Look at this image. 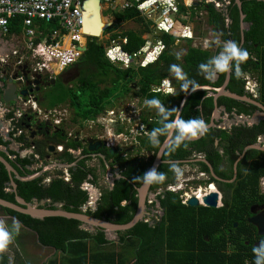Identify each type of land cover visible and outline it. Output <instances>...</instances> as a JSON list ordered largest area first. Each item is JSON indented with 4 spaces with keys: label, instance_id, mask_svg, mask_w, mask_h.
<instances>
[{
    "label": "trees",
    "instance_id": "trees-1",
    "mask_svg": "<svg viewBox=\"0 0 264 264\" xmlns=\"http://www.w3.org/2000/svg\"><path fill=\"white\" fill-rule=\"evenodd\" d=\"M240 2L242 13L245 15L244 22L250 24L249 29L243 33L241 45L239 12L234 0H230L228 11L230 24L227 29L224 27L225 22L222 15L210 5L204 6L207 12V26L221 33V43L217 45L215 52L209 48L192 47L191 41L188 40L185 52L177 56L171 51L174 46V38L162 35L161 40L166 48L155 63L145 67L136 66L134 68L131 65L127 69H118L106 59L105 46L99 39L87 37L85 60L76 64L81 70L77 84L79 92L75 93L73 87H70L66 96H50V103L47 107L52 108L65 102V99H69L68 103L73 109L74 115L84 121L95 119L99 113H103L102 102L109 99L111 89H108V86L103 89L98 88L99 83L108 81L112 89L118 88L119 93L123 96L127 95L130 90H134V95L141 100L155 96L165 108L178 109L179 102L187 92L180 89L182 81L175 78L174 85L177 90L174 94L154 93L151 90L152 86L158 85L162 79L170 76L169 65L176 64L177 60H180L182 63L180 67L187 73V78L194 80L200 86L220 87L224 81L225 73H218L217 80L210 81L205 79L203 73L198 72L197 65L219 54L224 41L227 40H234L238 47L247 50L248 58L241 62L238 68L241 70L250 69L254 73L260 94L259 101L264 105V0H240ZM199 7L200 5L196 8ZM179 12H184L182 6ZM114 17L115 21L133 19L142 25V29L138 32L129 30L112 36V38L126 37V44L118 42L123 51L128 53L138 51L144 42L142 35L148 31L141 18L137 17L133 10ZM16 22L13 20L9 22L10 33L20 31V25L18 23L17 26ZM236 69L232 68L226 88L230 92L242 96L246 93L244 90L245 81L238 78ZM89 75L93 76L92 84L88 83ZM91 87L92 91L85 94L84 92ZM206 94V90L191 93L184 103L180 116L185 120L199 117L207 124L214 104L213 99L206 97ZM82 95L89 97V103L80 101L79 96ZM217 104L224 106L226 113L233 112L237 115H249L254 110V106L226 97H219ZM85 106L91 108L85 110ZM154 110L146 106V113L140 116V122L145 124L147 133L152 128L159 126L157 114L153 113ZM174 115L175 112L168 119L171 120ZM80 124L78 123L79 126ZM125 134L127 135L128 131ZM258 134L264 135V121L259 126L252 128H234L231 134L209 128L203 137L195 141H185L173 152H168L167 146L162 154V160L175 162L180 167L192 153H203L207 162L216 171L218 164L223 163L224 159L228 167L234 164L243 148L255 143ZM158 138L161 143L157 146H153L149 142L143 131L134 139L139 144L138 150L143 149L154 156L165 139L164 136ZM14 141L23 144L22 149L33 145L34 155H37L38 158H43L48 154L47 143H38L35 140L28 142L24 135L14 138ZM9 145L10 142H3L0 137V146L8 147ZM67 147L74 149L76 144L70 142L66 144ZM220 148L223 150L222 155L218 152ZM0 155L21 176L31 175L38 170L28 169L35 163L33 156L20 157L19 153L13 151H9L8 155L4 153H0ZM260 155L264 156V153L252 149L247 150L243 160ZM60 158L65 163L75 161V158L67 152L60 155ZM169 164L163 163L158 167L157 171L163 172L165 178L160 184H152L153 189L166 186L173 178L174 173L170 170ZM252 164L250 171L252 174L248 176L252 179H247V183L242 184L244 191L241 192L240 187L237 188L236 184H234L233 190L232 184H222L226 193L220 207L187 206L181 203L178 194L172 192H166L163 196H159L160 206L165 212L162 221L154 226L149 225L148 222L140 221L130 230L119 232L118 244L123 245L121 248L123 251L119 252L112 249L113 245L110 249L107 248V245L112 242L105 238L102 230L96 229L95 232L90 233L79 228L81 225L79 221L63 217H48L38 220L4 208H0V211L19 221L20 225L35 234L39 246L54 251L53 256L49 257L44 264H253V246H256L255 242L264 240V234H258L255 227L248 223L245 217L249 204L253 202L248 192L256 190L258 179L264 176V157L260 166ZM150 165L151 162L145 161L142 157H136L133 161L129 160L125 165L124 172L127 180H118L111 190L103 191L96 201V209L94 211L87 209L85 214L94 218L104 217L114 224L129 222L136 211L135 187L142 184L141 176L149 169ZM200 165L202 170L207 169L205 164L200 163ZM91 174L92 170L86 168L84 161H80L74 169H69V182L64 181L60 172L56 174L60 177L50 180L46 187L43 186V181L47 178L45 175L27 182L15 180L17 194L25 202H31L33 198L37 202L47 200L41 205L42 208L53 210L54 203H61L63 210L78 213L89 199L86 190L81 187L87 180L91 184L94 183L92 179H88ZM219 175L230 178V175L228 177L221 173ZM7 182V172L0 164V199L14 202V194L6 191L8 189ZM124 201H129V204L122 205ZM15 239L20 241L18 234L12 239L13 242ZM16 245L21 248L22 242H16ZM18 250H20L19 247ZM126 251H131L132 256L129 254V257H126L124 255ZM12 254H14L12 258L14 264H16L15 261L19 264L20 260H24L18 259L21 252L17 253L14 250ZM24 262L21 264H31L26 260ZM0 264H10V256L0 252Z\"/></svg>",
    "mask_w": 264,
    "mask_h": 264
},
{
    "label": "flooded vegetation",
    "instance_id": "flooded-vegetation-1",
    "mask_svg": "<svg viewBox=\"0 0 264 264\" xmlns=\"http://www.w3.org/2000/svg\"><path fill=\"white\" fill-rule=\"evenodd\" d=\"M234 4H235V2H234ZM229 5H230V0L226 5V11H224V15L227 14L228 19H229V14H228ZM201 9L203 10L202 15L198 20H200V19L202 20L203 17L206 16V14H207V12L205 10L206 8L204 9V6H202ZM216 11L220 14H223V12H220V10H216ZM243 22H244V19H243ZM239 23H240V20H239ZM229 24L227 25L225 23L224 27L227 29L229 27ZM108 27L106 28V32L108 31L107 30ZM249 27H250V25H249ZM239 29H240V24H239ZM105 33H103V34H105ZM213 34L216 35L218 40L216 42H210L209 41L210 46L208 48L212 52H215L217 45L219 43H221V36H220L221 33L219 31L213 30ZM240 34H241V31H240ZM0 40H2V41L6 40V37L1 33V31H0ZM8 52L9 51H6L4 55H6ZM11 63L14 64V59H11ZM76 64H74L71 68L64 70L62 73L54 76L53 78H49L48 76H43L42 79L39 80V79H35V78L31 79L28 76L29 80H27V81H30V80L31 81L29 82L26 89L27 90L31 89L32 93H30V94H33L34 96H36V98H37L36 99L37 100L36 110L38 111V113H40V115L38 117L44 121H43V123H41V125H40L41 129L39 131L33 130V129L31 131H28L27 138L30 139L31 135L35 134L33 140L37 141L38 143L43 142V143L54 145L55 150H56V147L59 146L58 143L62 142V140H63V137H60V133L62 132L63 135L67 136V133H66L67 131L64 128L65 124L78 125V123H81L80 127H82V130L74 131V133L68 135L69 138H68L67 142L68 143L74 142L76 144V147L74 149H72L73 151H77L76 152L77 154L74 156L75 160H78V162L84 161L86 168L92 170L91 179H92V181H94L93 187L95 189H98V191H99L98 195L100 196L103 191L111 190L114 187V184L116 181L123 180V179L127 180L124 172H125V165H127V162L129 160L133 161L136 159V157H142L145 161H150L151 165H152V163L156 157V154L153 156V154L148 153L147 151H144L143 149L138 150L139 144L136 140H134V141L137 145L134 147V149L133 148L127 149L128 151L124 150V147H123L124 145L121 146V144H118L119 141L126 143V140L122 139L125 136L131 137V139H134L136 136L139 135V133L141 131H143L144 135H147L145 124H142V123L139 124L138 128H136L134 126V128H135V131L133 132L135 134L134 137H133V135L132 136H130L129 134L126 135L123 132H117V136L119 134H121V138L119 137L120 139H118V137H117L116 141H108L106 131L99 129L100 124H96L98 126L94 125V123H99V122L88 120L92 124L85 126L84 124L87 121L81 120L80 117H77L73 113H71V115L67 116L65 114L67 112V109H65V108L59 109V108H61V107H59V104L56 105L55 107H52V108H48V107L44 108L41 106V101L43 102L44 99H46L47 97L49 98L50 96H54V97L59 96L60 93L63 91L62 88H64L66 93H67V90H69L68 88H70V87L68 86L69 84L66 83V80L64 78H65V76L70 77L73 71H77V74L79 75L81 70ZM231 72H232V68H231ZM23 73H24L23 70H19V71L16 70L14 72V75H18V77L19 76L22 77ZM246 74L249 75L248 80H250V81L252 80L251 82L253 84V87L254 88L258 87V86H256L257 80H256L254 73L252 71H250V69L242 70V79L244 81L246 80V78H245ZM0 75H1L0 77L4 76L6 79H9L7 76V72H6V74L4 72H0ZM230 76H231V73H230ZM217 78H218V74H217ZM56 80H59L61 82L59 90L54 89V86L56 85ZM41 82L46 85L45 88L39 86V84ZM71 86L73 87V84H71ZM30 98L32 99V97H30ZM258 101H259V99H258ZM40 107H42V109ZM119 107H122V106L119 105ZM61 111H63V112H61ZM103 112H105V114L106 113H112L113 114L114 113L113 107H109L108 109H104ZM12 113H14V111H10L9 113L4 112L3 115L5 116L6 120H10L12 122L13 127H11L10 130L9 129L8 130H9L10 136L15 135V138H16V137H18L17 136V130L24 128L23 125L25 124V117H23L22 115L20 118L13 117ZM252 113H250L249 115H244V116L250 117ZM114 117L117 118L118 115L114 116ZM31 119L35 120L34 117H31ZM230 119L232 121H229ZM15 120H17V121H15ZM55 121L58 124L55 123ZM227 121L231 122V124H228ZM263 121H264V115L257 118V120L255 119V122H257V123L254 124L253 126L249 127V126L242 125V122L238 121L237 119L234 120V118L232 116H230L224 122H223V120H215L214 121V127H211V128L215 129V130L225 131L227 134H231L232 130L234 128H240V127L241 128H247V127L252 128L255 126H259ZM209 122H210V120H209ZM45 123L52 124L53 128L47 129L46 127H44ZM117 123L119 124V127L123 124L122 121H117ZM116 129H118V128H115V130ZM118 131H120V130H118ZM130 131H132V130H130ZM55 138H56V140H55ZM217 142H218V140H217ZM217 142H215V143H217ZM254 144H258L260 147H264V135L258 134ZM89 145L96 150L89 152L87 150ZM119 146H121V147H119ZM22 148L23 147H20L19 152L22 150H25ZM110 150H112V154L109 153ZM247 150H251V149H247ZM252 150H256V149H252ZM246 151L240 152L237 160L230 167H228V165L226 164L225 159H224L223 163L220 162L218 164V168L216 171L207 162V160L205 159V155L203 153H201V154L192 153V155L189 157V159L184 160L182 162V165L180 166V168L182 170V177L179 181H177L175 178V175H173V178L171 179V181L166 186H161L157 189H153L152 184L149 186L148 191H147L146 196H145V201H144V205H145L144 210L148 214L143 219L146 220L148 223H151L153 226L159 224L162 221L165 212H164V209L160 206V202H159L158 197L163 196L166 192H172V193L178 194V196L181 200V203L184 205H187V206H189L187 201L191 197L196 198L197 192H199L201 190H204L205 195H208L210 192H217L218 198H217V205L215 208L220 207L222 205L221 201H222V199L226 193L223 189L222 184H232V186H233L232 190L235 188L234 184H236L237 188L240 187V191L242 192V191H244L242 184L247 183V179H249V180L252 179V177L248 178V176L250 174H252V173H250V171L252 170V165H253L252 163L257 164L258 166L261 165V160L264 157L261 155L258 157L243 160L244 155L246 154ZM256 151H260V150H256ZM64 152H66V144L63 145L61 152H58L56 150L53 153H49L47 151L48 154L45 157L38 158L37 161L34 159V161H35L34 164H37L39 162L40 164L43 165L46 162H52V160L60 161V159H61L60 155H62ZM218 152L221 155L223 154V150H221V148L218 149ZM260 152L264 153L263 151H260ZM242 153H243V155L241 156ZM101 156H104V159H101L100 158ZM26 157H29V155L26 154ZM241 161H242V163H241ZM61 162H63L62 159H61ZM163 163H171V162H168V161L165 162L162 160V157H161V164H163ZM200 163L205 164L207 169L202 170ZM106 165H108V168H106ZM209 165H210V167H209ZM158 167H157V169H158ZM53 172L55 174H57L59 172L62 173V170H53ZM219 173H221L222 175H225L227 177L230 175V178L221 177L219 175ZM91 179H89V180H91ZM263 181H264V176H261L258 179V185H257L256 190H251V192L250 191L248 192L249 195L252 197V200H253V202H251L248 206L247 214L245 217L248 223H250L249 219L252 217H261L264 220V185H263ZM86 183H87V181H86ZM251 183H253V181H251ZM88 184L92 185L91 183H88ZM83 186H84V183H83ZM139 187H135L136 208H137V195H138L136 190ZM213 187H214V191L212 190ZM169 189H173L174 191L169 190ZM185 194H188L190 197L185 198ZM203 196L204 195H202L201 198ZM196 199H198V198H196ZM96 200H98V199H96ZM125 204H129V201L122 202V205H125ZM198 206L207 207L204 204H199L196 207H198ZM94 207L96 209V204L94 205ZM90 210L94 211V210H92V207L90 208ZM143 219H142V221H143ZM255 229L257 231L256 227H255ZM257 243H259V242L258 241L255 242L256 246H258Z\"/></svg>",
    "mask_w": 264,
    "mask_h": 264
},
{
    "label": "built area",
    "instance_id": "built-area-1",
    "mask_svg": "<svg viewBox=\"0 0 264 264\" xmlns=\"http://www.w3.org/2000/svg\"><path fill=\"white\" fill-rule=\"evenodd\" d=\"M83 1L0 0V31L6 40L13 45V48L6 55L0 56V72L5 74L7 72L8 78L12 77L16 70H23L24 73H28L31 79L37 75L53 78L76 64L82 54L81 47L86 45L87 39L82 31L81 6ZM102 3L105 6L104 9L110 12L124 13L134 10L136 16L141 18L148 29L144 45L135 53L123 51L118 43L121 41L124 44L127 40L126 37L112 38L113 35L121 33L116 32V30L108 31L105 57L112 65H119V68L114 65L118 69H127L133 63L143 67L156 58V55L164 48V44L160 39H156L153 43L149 36L167 35L173 37L174 45L181 40H192L195 37L188 26L182 25L183 22L188 21L190 16L188 12H179L177 0H101ZM204 3L215 9H220L219 5L223 7L225 1L205 0ZM11 20L19 21L15 23L17 26L18 23L20 25L19 32H9L8 24ZM132 20L121 21V24ZM111 21L115 22L114 15H111ZM114 26L117 28L118 25ZM188 31L191 33L190 36L185 35ZM11 59H14V64L11 63ZM18 79H22V77L19 76ZM151 90L155 93L161 89L152 88ZM245 90L251 97H256L253 85L247 78ZM21 115L22 113L19 111L15 112L17 118H20ZM118 119L123 121L120 115ZM55 123L57 122L55 121ZM27 134L28 131L24 128L17 130V136L24 135L26 140ZM117 137L120 139L121 134ZM19 144L20 147H23V144ZM61 149V145L56 147L58 152H61ZM19 154L20 157H25L28 154L33 156L36 161L38 159V156L34 155L33 145L20 151ZM62 178L69 182L70 176L64 175ZM44 181L49 182L50 179L47 177ZM85 184L87 186L82 185L81 187L83 190L91 187L90 184L86 182ZM169 190L174 191L173 189ZM199 194L206 196L204 190L197 192L196 197ZM92 197L94 196L89 197L84 211L94 205L90 201ZM189 197L188 194H185V198Z\"/></svg>",
    "mask_w": 264,
    "mask_h": 264
},
{
    "label": "water",
    "instance_id": "water-1",
    "mask_svg": "<svg viewBox=\"0 0 264 264\" xmlns=\"http://www.w3.org/2000/svg\"><path fill=\"white\" fill-rule=\"evenodd\" d=\"M198 1L200 0H195L193 2V5L196 6L198 4ZM237 7L239 8V12H240L239 17L242 20L244 18V15L241 12L239 0H237ZM81 8L83 15V24H82L83 33L87 37L99 38L102 35V33L106 30V28L109 26V23H103L101 21V0H84ZM244 26L248 27L247 24L242 23L240 26L241 30L244 28ZM242 42H243V33L241 34V43ZM12 48L13 45L9 43L7 40H3V41L0 40V56H3L6 51H10ZM81 51L82 54L78 62H82L85 60L86 45L81 47ZM230 73H231V68L229 69L228 72L225 73L224 81L222 85L218 88H212L210 86H201L199 89L195 90V91L206 90L207 91L206 97H211L213 99L214 109L210 117V122L207 124L208 128L214 127V121L217 120L221 112L226 113L225 107L218 106L217 104V100L219 97L230 98L235 101H239L256 107V110L251 114L250 117L244 115L235 116L238 121L242 122V125L249 127L253 126L254 124L257 123L255 122V119L257 120V118L264 115V105H262L258 101L260 96L258 87L255 88L256 91L255 98L248 96V94L246 93L242 96L232 93L226 88L230 79ZM236 74L239 78L242 79V70L240 68L236 69ZM28 76H29L28 73H23L22 79H18V75H13L9 79H6L4 76L0 77V137L2 138L3 142H10V145L8 147L0 146V153H4L6 155H8L9 151L19 153L20 144L14 141L15 135H12L13 137L10 136L9 130L12 127V122L10 120L5 119V116H3L4 112L9 113L10 111H14L15 113L16 111H19L20 113H22V116L25 117V124L23 125V127L27 131H31L32 129L39 131L41 129L40 125L44 121L38 117L40 113H38L36 108L31 106L29 103L26 104V100L30 97H32L34 101H37L36 96L30 94L32 93L31 89L30 90L26 89L29 82L31 81V80L27 81L29 80ZM245 78L249 79V75L246 74ZM35 79L41 80L42 76L37 75ZM216 79H217V75L215 80ZM215 80H211V81H215ZM39 86L43 88L46 87V85L42 82L39 84ZM195 91H187L186 94L183 96V98L179 102V106L177 109L179 110V113H181V110L188 96ZM14 113H12L13 117H15ZM31 117H34L35 120L31 119ZM44 127L49 129V128H53V125L50 123H45ZM34 135H31L30 137L31 140L34 139ZM64 136L65 135H63V133L61 132V137ZM200 138L201 137H198L196 139L189 141H195ZM30 139L27 138V141H30ZM62 143L63 144H61V146L63 147V145L66 144V141L64 140ZM166 147H167V142L164 139V141L162 142L156 153V157L150 168L155 167L157 169V167L161 164V157ZM247 149H256L264 152V147H260L258 144L247 145L246 147H244L242 152H245ZM87 150L89 152H92L95 151L96 149L92 148L89 145ZM47 151L49 153L55 152L56 150L54 145L48 144ZM76 152L77 151H74L75 155L77 154ZM109 153L112 154V150H110ZM242 155L243 153L241 154V156ZM9 158L12 159L13 157H9ZM100 158L104 159V156H101ZM77 162L78 160H75L72 163H64L61 161H56V162H46L43 165L38 162L37 164H33L32 166L28 167V169L30 170L38 169L36 172H34L31 175L21 176L14 169V167L3 156L0 155V164L4 167L8 175V182L6 183L8 189L6 191L12 192L14 194V202H8L6 200L0 199V208H4L20 214L28 215L29 217L38 220H43L44 218H48V217H63L66 219H73L81 223L79 227L80 229L86 231H92V232H95L96 229L102 230L107 240H114L116 238L115 234L117 232H124L130 230L138 222L142 221V219L148 214L144 210L145 207L144 201L150 185L145 186L143 183L136 190L138 194L136 211L132 219L125 224H114L110 221L105 220L104 218H94L90 215L85 214V211L82 209L78 213L68 212L61 208L62 207L61 203H54L53 210L42 208L41 205L47 202V200H45L44 202H37V200L33 198L31 202H25L24 199L18 196L17 185L15 183V180L20 182H27L39 178L43 175L47 176L50 180H52L54 178L60 177L58 175L57 176L52 175L51 173L53 170H62V174L64 175L63 170H67L70 168L74 169V167L77 165ZM106 168H108V165H106ZM88 179H91V176H88ZM49 182L43 181V186L46 187L49 184ZM90 189L91 187L86 190L88 198L92 196L93 193V191H91ZM94 192L97 194V199H98L99 197L98 189H95ZM217 198H218L217 192H210L208 195L203 196L201 200L196 199L195 197H191L187 202L188 205L191 207H196L199 204H204L207 207L215 208L217 205ZM92 210H95L94 206H92ZM249 222L257 228L258 234L260 235L264 234V220L261 217H252L249 219ZM148 224L152 225L151 223ZM234 226H236V224H234ZM258 244L259 243H257V245Z\"/></svg>",
    "mask_w": 264,
    "mask_h": 264
},
{
    "label": "rangeland",
    "instance_id": "rangeland-1",
    "mask_svg": "<svg viewBox=\"0 0 264 264\" xmlns=\"http://www.w3.org/2000/svg\"><path fill=\"white\" fill-rule=\"evenodd\" d=\"M180 2V0H179ZM104 4L102 3V8L104 9ZM110 16V11H103L101 10V20L103 22H105L107 20V18ZM198 22V25H196L194 32L195 35L197 37L196 41L192 44L193 46H197V47H202V42L204 39H207L210 42H216L218 39L216 37L215 34H213V31L210 30L209 28L206 27H202L204 19L203 20H199L196 21ZM201 23V24H200ZM144 24V23H143ZM117 28H115L116 26L114 25H110L108 27V31L111 30H116V32L118 33H124L125 31H139L142 29V25L139 24L138 22L132 20V21H127L125 23L119 22V24H117ZM107 31V32H108ZM209 31V32H208ZM106 30L103 32L105 33ZM107 32L105 34L102 33V35L98 38L99 41L105 46L108 44L107 40H106V36H107ZM115 32V31H114ZM146 36V34L144 35ZM186 44L184 43H180L178 42L176 45H174L171 49V51L176 54L177 56H180L181 54L184 53L185 49H186ZM210 46V43H209ZM177 65L181 66V61L177 60ZM115 66H117L119 68V65L114 64ZM132 66L135 68L137 65L136 63H133ZM72 66L68 67L67 69L71 68ZM66 69V70H67ZM78 74L77 71H73L71 76H65V80L66 83H68L69 87H72L71 84H73V91H76L75 93H78L79 91L77 90L78 86L77 84L79 83V79H78ZM89 81L88 83H93V76L89 75ZM68 79V80H67ZM169 79L173 85V87H175L174 82H175V77L172 75V73H170ZM60 84L61 82L59 80H56V85L54 86L55 90H59L60 89ZM105 86H108L110 89V97L109 99L103 100L102 104H103V108L104 109H108L109 107H113V114L112 113H99V115L97 116V118L92 119L93 121H96L97 119H99V123H94V125L96 124H100L99 125V129L106 131V135H107V139L108 141H116L117 139V132H123L125 134L126 131H128V134L130 136L133 135V137L135 136V134L133 132H131L130 130H132L134 128V126L136 128H138V125L141 124L140 122V116H142L143 114H145V110H146V105H143V100H141L139 97H136L134 95V90H130V92H128L127 95L123 96L121 95L120 90L118 88H113L111 87V84L108 81H104L102 83H99L98 88L103 89ZM62 92L60 93L59 96H66V91L64 88H62ZM116 90V93H115ZM177 87H175L173 89V94L176 92ZM92 91V87L90 89H87L84 93L88 94L89 92ZM80 97V101L83 103H89V97H87L86 95H82L79 96ZM122 106V107H119ZM64 107L65 109H67V112L65 113L67 116L71 115V113H73V110L68 106V102H64ZM64 107H61L59 109H63ZM91 107L90 106H85L84 109L85 110H89ZM63 112V111H61ZM111 114V115H110ZM120 115L121 119L123 118V124L119 127V124L117 123V121H119V119L115 118L114 116ZM102 117V118H101ZM107 117V118H106ZM111 119V120H110ZM92 124L91 122L87 121L85 122V126ZM98 126V125H96ZM115 128H118L115 130ZM68 130H70V132H74V131H80L82 130V127H80L79 125H70L68 124ZM120 130V131H118ZM84 131V130H83ZM122 139L126 140V143L123 142H118V144H121V146L124 147V150L128 151L127 149L133 148L137 145L135 143V139H131V137H124ZM119 146V147H121ZM132 146V147H131ZM52 175H56L53 171L51 173ZM212 190L214 191V187L212 188ZM1 212V211H0ZM1 215V213H0ZM3 216L0 217V226H4L6 228H11L12 223H13V219L11 221H6V220H1ZM26 231V230H25ZM24 229L20 228L19 233H18V237L20 238V241H17L16 239L13 240L8 244L7 248L8 251H10L11 253H7L10 255L11 258L14 257V254H12V251L16 250L17 253L21 252V256H19L18 259H26L29 257L28 261L33 258V261H31L34 264H38L40 261V263H42V261H44L45 259L53 256L51 250L49 249H43L41 247H39L38 244H36V239L34 237V234L32 233H28L26 232V234L23 233ZM16 242H22V247L18 250V247L16 245ZM21 244V243H20ZM7 248L3 251V253H6ZM131 256H132V252H131ZM42 259V260H41ZM23 261L20 260L19 264L21 263H25ZM15 263L17 264V262L15 261ZM39 263V264H40ZM12 264H14V260L12 261Z\"/></svg>",
    "mask_w": 264,
    "mask_h": 264
},
{
    "label": "clouds",
    "instance_id": "clouds-1",
    "mask_svg": "<svg viewBox=\"0 0 264 264\" xmlns=\"http://www.w3.org/2000/svg\"><path fill=\"white\" fill-rule=\"evenodd\" d=\"M185 35L190 36V31L186 32ZM202 47L205 49L209 47V41L207 39L203 40ZM248 55L247 50L238 47L236 41L227 40L224 41L222 51L219 54L206 62L198 64L197 69L198 72L204 74L205 79L210 81L215 80L218 73H226L233 67L238 68L239 64L248 58ZM169 71L178 81H182L180 84L181 90L195 91L201 87L194 80L187 78V73H185L179 65L170 64ZM162 83L166 86L167 92H173L172 88L167 87L169 85V80L167 78H165ZM144 104L150 109H155L158 117L157 123L159 126L152 128L151 131L147 133L148 140L153 146H157L161 143L158 138L159 136H164L168 146L167 151L173 152L176 148L182 146L185 141L203 137L208 131L206 123L201 118L194 117L185 120L180 116L179 110L176 108H165L161 101L155 96L150 99H145ZM173 112H175V115L169 120L168 118ZM169 168L174 173L176 180L179 181L182 177L181 168L175 162H171ZM164 178V173L158 172L155 167L150 168L141 176L142 183L145 186L160 184L163 182ZM84 186L87 185L85 184ZM20 228L21 225L19 221L16 220H13L10 229L0 226V251L7 248L14 236L19 233ZM252 251L254 254L253 264H262V261H264V240H261L258 246H253Z\"/></svg>",
    "mask_w": 264,
    "mask_h": 264
},
{
    "label": "crops",
    "instance_id": "crops-1",
    "mask_svg": "<svg viewBox=\"0 0 264 264\" xmlns=\"http://www.w3.org/2000/svg\"><path fill=\"white\" fill-rule=\"evenodd\" d=\"M213 8V7H212ZM213 9H215V8H213ZM217 9H215V11H216ZM222 15V17H223V19H224V22L228 25L229 23H230V20H229V22H228V15L226 14V15H224V13L223 14H221ZM203 19H204V22H203V25H202V27L204 28V27H206V28H209L210 30H212L213 31V29H211L209 26H207V24H206V16H204L203 17ZM202 19V20H203ZM106 22V21H105ZM107 23H110V25H112V23L111 22H107ZM201 24V23H200ZM247 24V23H246ZM196 25H198V22H190V24L188 25V27H189V30H191L192 32H193V34H194V39H192V40H189V41H191L190 42V44H191V46L192 47H197V46H193L192 44L196 41V39H197V37H196V35H195V32H194V29H195V27H196ZM145 26V25H144ZM145 28H147V26L145 27ZM246 28V27H245ZM126 32V31H125ZM106 40H107V36H106ZM216 40H218V39H216ZM180 43H185L186 45H187V43H188V40L187 39H184V40H181L180 41ZM242 43H241V40H240V45H241ZM186 50V49H185ZM185 52V51H184ZM43 77V76H42ZM68 91V90H67ZM46 100V101H45ZM68 100L69 99H65V102H68ZM49 103H50V98H46V99H44V101L42 102L41 101V106L42 107H44V108H46L48 105H49ZM262 104V103H261ZM143 105H145L144 104V100H143ZM263 105V104H262ZM68 106L70 107V105H69V103H68ZM42 107H40L41 109H42ZM55 107V106H54ZM59 107H64V102L63 103H60L59 104ZM65 108V107H64ZM71 108V107H70ZM72 109V108H71ZM3 110V109H2ZM73 110V109H72ZM256 110V108L254 107V110H253V112ZM153 113H156L155 112V110L153 111ZM235 115H237V114H235V113H223V112H221L220 113V116L217 118V120H223V122L224 121H226V119L227 118H229L230 116H232L233 118H234V120L236 119L235 118ZM100 119V118H99ZM99 119H97L95 122H98L99 121ZM91 121H93V120H91ZM229 121H232L231 119L229 120ZM228 122V121H227ZM228 124H231V122H228ZM70 125H72V124H70ZM64 128H65V130L67 131H65L66 133H67V136H64L63 137V140H62V142L65 140L66 141V144L68 143L67 141H68V134L70 135V134H72V132H70V130H68V124H65V126H64ZM135 131V128H133L132 129V131L131 132H134ZM74 133V132H73ZM61 137V136H60ZM58 139V138H57ZM55 140H56V138H55ZM62 142H60V143H58L59 145H61V144H63ZM58 151V150H57ZM66 152L67 153H69V154H71L73 157L75 156V153H74V151L72 150V149H70V148H66ZM59 154V153H58ZM52 162H56L55 160H52ZM63 172H64V175H69V169L68 170H63ZM61 173V172H60ZM62 174V173H61ZM63 175V174H62ZM63 175V176H64ZM88 181V180H87ZM87 183H89V181L87 182ZM83 185V184H82ZM91 186V191H93V193H92V196H94V197H96V199H97V194L94 192V190H95V188L93 187V184L92 185H90ZM94 197H92V199L90 200L91 202H93V204L95 205L96 204V199L94 198ZM100 197V196H99ZM94 199L96 200V201H94ZM89 200V199H88ZM87 203V202H86ZM86 203L81 207V209L82 210H85L86 209ZM93 205V206H94ZM1 213V215H0V217L1 216H3L2 218H1V220H6V221H11L13 218H11V217H9V216H7V215H5L4 213H2V212H0ZM145 218V217H144ZM13 220H15V219H13ZM143 221L144 222H147L146 220H144L143 219ZM21 228L22 229H24V232H28V233H31L28 229H25L22 225H21ZM26 230V231H25ZM23 232V233H24ZM88 232H90V233H93L92 231H88ZM118 233L119 232H117L116 234H115V236H116V238L114 239V240H108V241H110V242H112V244H109V245H107V248L108 249H110L111 248V245H113V250L114 251H116V252H119L120 250H121V248H122V246L123 245H120V244H118L119 243V235H118ZM33 234V233H32ZM34 237H35V239H36V236H35V234H34ZM36 244H37V240H36ZM39 247H41V248H43V249H49V250H51V252H52V254L54 253V251L52 250V249H50V248H45V247H42V246H39ZM121 251H123V250H121ZM7 253H11L10 251H8V248H7V250H6V253L5 254H7ZM121 253V252H120ZM8 254V255H9ZM122 254V253H121ZM129 254H131V251H126L125 253H124V255L126 256V257H129ZM10 256V255H9ZM28 259H29V257L27 258V261H28ZM26 260V259H25ZM31 260V259H30ZM28 261V262H30L31 264H34V263H32L31 261H33V258H32V260L31 261ZM42 260V259H41ZM48 260V258L47 259H45L44 261H42V263H40V264H44L46 261ZM12 261H13V259L10 257V264H12ZM38 263V264H39Z\"/></svg>",
    "mask_w": 264,
    "mask_h": 264
},
{
    "label": "bare ground",
    "instance_id": "bare-ground-1",
    "mask_svg": "<svg viewBox=\"0 0 264 264\" xmlns=\"http://www.w3.org/2000/svg\"><path fill=\"white\" fill-rule=\"evenodd\" d=\"M178 1V8L180 9V7L182 6L183 8H184V12H188L189 13V16H190V18L188 19V21L187 22H183V24L182 25H186V26H188L189 24H190V22L192 21V22H196V21H199L198 19L201 17V15H202V6H207L205 3H204V1L205 0H200V1H198V4L196 5V6H194L193 5V2L195 1V0H180V2H179V0H177ZM225 1V3H224V6L223 7H221L220 5H219V8L220 9H217V10H220V12H223L224 13V11H226V5H227V3L229 2V0H224ZM234 2H235V4H236V7H237V0H234ZM239 3H240V9H241V2H240V0H239ZM200 5V7L199 8H196L197 6H199ZM205 8V7H204ZM237 9H238V12H239V8L237 7ZM101 10H103V11H109V10H105V9H103L102 8V4H101ZM129 11H132V10H129ZM134 11V10H133ZM241 12H242V10H241ZM120 14H122V13H119V12H110V16L107 18V20H106V22H103L102 20V22L103 23H107V22H111L112 23V25H117V24H119V22H121V20H119V21H115V22H112L111 21V15H114V16H120ZM239 14H240V12H239ZM243 14V13H242ZM244 15V14H243ZM244 18H245V15H244ZM243 18V19H244ZM243 19L241 20L240 19V17H239V20H240V26H241V24L242 23H245L246 24V22H243ZM228 20V22H229V19H227ZM247 25H248V27H246V26H244V28L241 30V28H240V31H241V34L244 32V31H246V30H248L249 29V23H247ZM109 26H110V23H109ZM246 27V28H245ZM191 31V30H190ZM148 32V31H147ZM147 32L146 33H144L143 35H142V39L144 40V42H145V34H146V36H147ZM191 33L193 34V32L191 31ZM241 34H240V36H241ZM194 35V34H193ZM161 36L162 35H158V36H149V38H150V40H152V42L153 43H155V40L156 39H160L161 40ZM240 40H241V37H240ZM162 41V40H161ZM144 42H143V45H144ZM243 43V42H242ZM124 44H126V42L124 43ZM164 44V43H163ZM142 45V46H143ZM121 46V45H120ZM141 46V47H142ZM140 47V48H141ZM122 48V47H121ZM139 48V49H140ZM165 45H164V48L162 49V50H160V52L156 55V58L153 60V61H150L149 63H147L145 66H148L149 64H153V63H155L157 60H158V58L160 57V55L164 52V50H165ZM203 48V47H202ZM139 49H138V51H139ZM203 49H205V48H203ZM137 52V51H136ZM135 53V52H134ZM145 66H143V67H145ZM168 80H169V85L167 86V87H170V88H172V89H174L175 87H173V85H172V83H171V81H170V79H169V76L168 77H166ZM165 79V78H164ZM164 79H162L160 82H159V84L158 85H156V86H152V88H160L161 90L159 91V92H161V93H163V94H173V92H167V90H166V86L162 83V81L164 80ZM251 84H252V82L250 81V80H248ZM253 85V84H252ZM255 88H257V87H255ZM255 88L253 87V91L255 92V94H256V91H255ZM244 90H245V84H244ZM246 91V90H245ZM247 93V92H246ZM26 102L27 103H29L31 106H34V107H36L37 106V101H34L33 99H31V98H28L27 100H26ZM201 196H202V194H199L196 198H198L199 200H201Z\"/></svg>",
    "mask_w": 264,
    "mask_h": 264
}]
</instances>
